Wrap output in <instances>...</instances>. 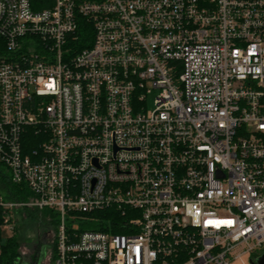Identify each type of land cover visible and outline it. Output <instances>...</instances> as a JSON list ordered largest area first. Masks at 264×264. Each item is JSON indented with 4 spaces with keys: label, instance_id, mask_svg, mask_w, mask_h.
<instances>
[{
    "label": "built area",
    "instance_id": "built-area-1",
    "mask_svg": "<svg viewBox=\"0 0 264 264\" xmlns=\"http://www.w3.org/2000/svg\"><path fill=\"white\" fill-rule=\"evenodd\" d=\"M0 166V233L56 220L26 264L254 262L264 0H0Z\"/></svg>",
    "mask_w": 264,
    "mask_h": 264
},
{
    "label": "trees",
    "instance_id": "trees-1",
    "mask_svg": "<svg viewBox=\"0 0 264 264\" xmlns=\"http://www.w3.org/2000/svg\"><path fill=\"white\" fill-rule=\"evenodd\" d=\"M0 196L9 201H25L29 198V194L25 189H20L18 185L13 184L6 171L0 166ZM26 211V216L29 220L34 221L39 227L46 229L45 232L55 227V217L50 211L43 210L39 212ZM93 230L95 228L84 227L81 230ZM96 230H101L97 228ZM20 239L15 234L8 239L4 244H1L0 249V264H17L20 258Z\"/></svg>",
    "mask_w": 264,
    "mask_h": 264
},
{
    "label": "rangeland",
    "instance_id": "rangeland-1",
    "mask_svg": "<svg viewBox=\"0 0 264 264\" xmlns=\"http://www.w3.org/2000/svg\"><path fill=\"white\" fill-rule=\"evenodd\" d=\"M155 97V92H150L146 96V108L151 110L153 108V101ZM25 211H33L31 209H25ZM21 210L20 216H17L18 223L14 228V234L20 239V263L26 264L32 261L31 256L36 255L37 247H41L38 259L42 262L46 256L49 247L47 245H42L43 237L46 229L42 226H38L34 221L27 218L26 212ZM35 212V211H33ZM38 217L40 214L38 213ZM13 236V233L9 230L2 229L0 233V243L4 244L8 239ZM264 251V247L262 248ZM260 251V252H262ZM29 257V258H28ZM231 264H249L248 261L242 258L240 261H233Z\"/></svg>",
    "mask_w": 264,
    "mask_h": 264
},
{
    "label": "water",
    "instance_id": "water-1",
    "mask_svg": "<svg viewBox=\"0 0 264 264\" xmlns=\"http://www.w3.org/2000/svg\"><path fill=\"white\" fill-rule=\"evenodd\" d=\"M250 264H264V253L257 258L254 262L250 261Z\"/></svg>",
    "mask_w": 264,
    "mask_h": 264
},
{
    "label": "flooded vegetation",
    "instance_id": "flooded-vegetation-1",
    "mask_svg": "<svg viewBox=\"0 0 264 264\" xmlns=\"http://www.w3.org/2000/svg\"><path fill=\"white\" fill-rule=\"evenodd\" d=\"M35 254H36V252H35ZM34 258H36V256H34Z\"/></svg>",
    "mask_w": 264,
    "mask_h": 264
}]
</instances>
